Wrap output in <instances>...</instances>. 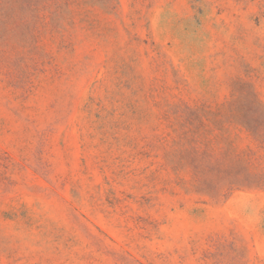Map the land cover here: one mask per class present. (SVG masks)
Wrapping results in <instances>:
<instances>
[{"label":"rangeland","instance_id":"1","mask_svg":"<svg viewBox=\"0 0 264 264\" xmlns=\"http://www.w3.org/2000/svg\"><path fill=\"white\" fill-rule=\"evenodd\" d=\"M0 264H264V0H0Z\"/></svg>","mask_w":264,"mask_h":264}]
</instances>
